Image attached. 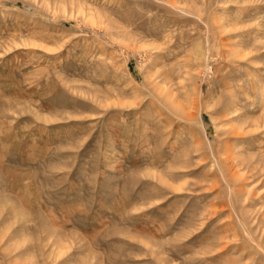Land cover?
Instances as JSON below:
<instances>
[{
	"label": "rangeland",
	"instance_id": "rangeland-1",
	"mask_svg": "<svg viewBox=\"0 0 264 264\" xmlns=\"http://www.w3.org/2000/svg\"><path fill=\"white\" fill-rule=\"evenodd\" d=\"M0 264H264V0H0Z\"/></svg>",
	"mask_w": 264,
	"mask_h": 264
}]
</instances>
